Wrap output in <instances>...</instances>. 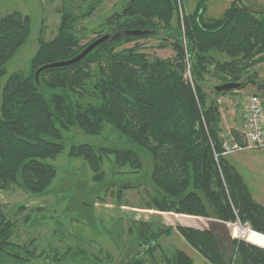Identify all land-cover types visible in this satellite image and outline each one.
Listing matches in <instances>:
<instances>
[{"label": "trees", "instance_id": "obj_1", "mask_svg": "<svg viewBox=\"0 0 264 264\" xmlns=\"http://www.w3.org/2000/svg\"><path fill=\"white\" fill-rule=\"evenodd\" d=\"M82 1L76 0L74 8L62 6L56 36L39 40L28 73L10 75L2 89L0 191L15 186L26 194H44L56 177V169L46 161L63 150L62 132L76 127L97 136L109 127L152 162L148 209L212 220L208 229L175 227L205 261L264 264V206L253 199L242 176L222 155L215 99L234 91H214L227 83L240 84L238 90L253 86L264 107V81L256 82L257 75L249 74L264 63V15L250 14L231 1L221 17L205 19L206 0H198L192 13L183 14L181 25L176 0H127L120 12L90 31L93 39L80 45L77 24L102 4V0H87V5ZM30 28V17L18 11L0 17V79L7 62L27 41ZM136 30L149 34L124 35ZM103 35L110 39L83 60L46 69L36 82L39 68L74 58ZM151 38L159 39L157 49L169 48L174 56L146 54L137 41ZM208 79L215 82L211 95L204 90ZM68 156L83 159L98 180L104 177L101 168L110 156L118 169L131 173L142 169L139 154L130 149L78 144L69 148ZM236 222L251 232L232 225L233 236L243 235L246 241L227 232L225 225ZM14 228L0 207V260L22 262L20 254L27 253L11 242ZM172 230L138 224L137 253L126 264H143L137 255H152L158 239ZM91 260L101 264L97 258ZM164 264L193 262L177 250Z\"/></svg>", "mask_w": 264, "mask_h": 264}, {"label": "rangeland", "instance_id": "obj_2", "mask_svg": "<svg viewBox=\"0 0 264 264\" xmlns=\"http://www.w3.org/2000/svg\"><path fill=\"white\" fill-rule=\"evenodd\" d=\"M86 1L82 3L87 5ZM126 2L102 0L94 14L76 26L80 45L93 39L95 34L90 31L98 30L109 16L120 12ZM245 2L264 7V0ZM85 4L82 6L86 7ZM197 4L198 0H182V13H192ZM229 4V0H206L204 18L221 17ZM62 6L74 8L77 6L76 0H0V17L18 11L31 20L27 41L5 65V75L0 79V98L10 75L28 73L30 61L38 49V41L47 42L56 36ZM158 43V38L137 41L150 57L166 59L174 56L169 48L157 49ZM130 46L132 44L124 47ZM252 72L257 75L256 82L264 81V63L255 66L249 74ZM214 83L209 79L206 81L204 90L208 95H211L210 87ZM233 93H237L238 99L234 101L241 108L247 97H260L253 86L230 92ZM62 134L63 150L56 158L46 161L56 169V177L44 194H26L15 186L9 191H0V207L15 224L10 240L27 251L20 254L22 262L2 259L0 264H92L93 258H97L101 264H126L137 253L134 246L138 242L140 223H149L153 229L173 228L158 239V247L152 255H137L143 264H164V259L177 250L187 254L193 264H209L183 240L175 227L191 225L208 229L212 220H188L190 223H187L183 218L174 217L175 214L158 213L145 206L152 195V162L142 150L109 127H105L102 134L97 136L84 134L76 127ZM241 135L238 134V140H241ZM78 144L134 150L141 158L142 169L134 173L128 168L118 169L113 166L114 158L110 156L104 160L101 168L104 177L99 181L83 159L68 156L69 148ZM226 157L231 164L234 163L232 165L242 176L253 199L264 206V148ZM124 184L130 187L123 188ZM232 225L240 226V223L225 225L230 237L246 241L243 235L233 236ZM241 227L250 231L245 226Z\"/></svg>", "mask_w": 264, "mask_h": 264}, {"label": "built area", "instance_id": "obj_3", "mask_svg": "<svg viewBox=\"0 0 264 264\" xmlns=\"http://www.w3.org/2000/svg\"><path fill=\"white\" fill-rule=\"evenodd\" d=\"M176 8L182 25V0H176ZM187 77L190 79L189 72H187ZM242 105L245 120L243 135L241 140L234 139L230 134H226L225 137L222 136L223 156L241 151L260 150L264 148V107L262 100L257 95H251L246 98Z\"/></svg>", "mask_w": 264, "mask_h": 264}, {"label": "water", "instance_id": "obj_4", "mask_svg": "<svg viewBox=\"0 0 264 264\" xmlns=\"http://www.w3.org/2000/svg\"><path fill=\"white\" fill-rule=\"evenodd\" d=\"M237 4L239 5L240 8H242L243 10H245L246 12L250 13V14H254V15H264V8H253V7H249L247 5H245L242 0H236ZM149 32L147 31H127L124 33V35L126 36H133V37H141V36H145L148 35ZM118 35L116 34L113 38H116ZM110 39L109 35H103L99 38H97L96 40H94L93 42H91L90 44H88L77 56H75L74 58L67 60V61H63V62H57V63H53V64H49V65H45L41 68H39L36 73H35V80L37 82L38 76L39 74L46 70V69H51V68H61V67H67V66H71L74 64H77L78 62H80L81 60H83L89 53H91L95 48H97L99 45L105 43L106 41H108ZM240 84H236V83H227V84H223L217 87H214V91L216 93H222V92H229V91H235L238 90L240 88Z\"/></svg>", "mask_w": 264, "mask_h": 264}, {"label": "crops", "instance_id": "obj_5", "mask_svg": "<svg viewBox=\"0 0 264 264\" xmlns=\"http://www.w3.org/2000/svg\"><path fill=\"white\" fill-rule=\"evenodd\" d=\"M235 98L238 99L237 93H233V94L229 93L225 96H220L216 98L215 101L219 107V112L221 116V124H220L221 137L222 136L224 137V135L229 133L234 137V139L238 140L237 138L238 134L241 135L242 132L244 131L245 120H244V110L243 108L236 106L237 101H234ZM209 100L212 101L214 100V98L212 96H209ZM239 108L241 109V111L239 110ZM180 218L186 220L187 223H190L188 220H193V222L197 220H201L200 218H192L187 216H180ZM186 227H191V225ZM192 227L195 228L194 226Z\"/></svg>", "mask_w": 264, "mask_h": 264}, {"label": "flooded vegetation", "instance_id": "obj_6", "mask_svg": "<svg viewBox=\"0 0 264 264\" xmlns=\"http://www.w3.org/2000/svg\"><path fill=\"white\" fill-rule=\"evenodd\" d=\"M231 1H235L236 2V0H229V2H231ZM242 2L245 4V5H247V6H249V7H253V8H264V7H257V6H252V5H249L248 3H246L245 2V0H242ZM252 2H254V1H252ZM255 3V2H254ZM236 4H237V2H236ZM238 5V4H237ZM239 6V5H238ZM242 9V8H241Z\"/></svg>", "mask_w": 264, "mask_h": 264}]
</instances>
